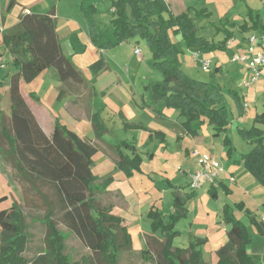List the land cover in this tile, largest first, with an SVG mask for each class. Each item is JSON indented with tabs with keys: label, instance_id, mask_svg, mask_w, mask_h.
Listing matches in <instances>:
<instances>
[{
	"label": "trees",
	"instance_id": "obj_1",
	"mask_svg": "<svg viewBox=\"0 0 264 264\" xmlns=\"http://www.w3.org/2000/svg\"><path fill=\"white\" fill-rule=\"evenodd\" d=\"M14 4L12 0L8 11ZM113 6L116 15L113 20L115 43L109 42L99 49H112L141 38L147 41L154 67L163 77L161 82L150 88L152 106L144 103L143 108L150 109L156 117L164 118V114L153 107L163 102L165 108L177 110L185 118L183 125L188 132L195 133L190 128L192 122L205 120L215 131V136L226 134L232 123L226 105L227 95L219 86L195 80L182 70V52L171 33L180 34L188 49L203 52L225 51L233 33L224 31L225 39L220 44L198 37V25L211 17L206 9L196 11L189 8L175 15L164 0H117ZM248 17L252 25L248 27L244 24L239 28L241 31H264L259 15L254 16L249 11ZM90 36L92 44L97 46L94 28L90 29ZM3 42L18 72L10 81L9 123L0 111V157L14 171V177L41 199L45 208L39 220L46 228L48 251L32 264H70L64 255L57 217L91 251L97 264H118L119 253L132 249V239L122 218L112 213L111 205L99 203L93 190V185H97L101 188L97 189L98 192L105 191L113 182L112 175L100 182L92 171L97 149L58 120L52 136L48 137L21 93V82L29 84L49 69L57 71L63 84L83 83L82 73L63 53L55 9L47 14H23L17 26L5 32ZM106 69L102 56L90 67L95 77ZM60 94L63 95V91ZM229 95L238 102L237 107L242 106L234 91H229ZM29 96L38 100L34 94ZM92 124L97 137L108 132L97 113L92 115ZM256 125H264V112L255 117L252 127L237 130L251 150L235 162L241 163L264 187V131ZM120 145L115 147L118 156L116 170L130 178L141 171L142 160L135 147L125 142ZM223 145L227 148V156L232 158L235 149L226 135ZM216 189L215 186L209 189L215 199ZM195 193L192 191L183 197L175 193L174 211L169 215L164 216L157 210L149 211L147 217L151 221V232L154 235L160 233L162 246L157 256L149 249L142 251L147 264H204L202 251L197 247L203 241L186 249L173 247L174 238L180 234L176 226L187 216L189 210L186 204ZM7 199L6 196L0 198V203ZM225 222L231 229L227 233V243L216 252L217 264H256L247 251L251 242L247 227L235 218L228 206H225ZM252 222L258 227L255 220ZM258 228L261 233L264 232L263 226ZM25 245L23 212L19 204L13 202L9 209L0 211V264H26L21 256Z\"/></svg>",
	"mask_w": 264,
	"mask_h": 264
},
{
	"label": "rangeland",
	"instance_id": "obj_2",
	"mask_svg": "<svg viewBox=\"0 0 264 264\" xmlns=\"http://www.w3.org/2000/svg\"><path fill=\"white\" fill-rule=\"evenodd\" d=\"M114 1L117 0H17L18 4L14 6V10L20 13L22 7L25 6L29 7L34 13L47 14L55 9L56 17L58 19V33L61 37L62 43L66 45L68 42L67 36L69 29H72L76 34L73 43H75L74 46L78 55L75 56V53H72V59L76 65H80L77 67L86 75L89 73V63L94 61L96 57L99 58V55L95 50H92V42L90 41V43L89 40H86L85 37H83L80 28L85 27V30L87 29V31L91 28H94L95 31L97 30L98 36H100L101 46L105 45L104 43L109 42V37L114 41L113 20L116 18L115 8L113 6ZM235 1L236 4H233ZM233 3L230 5V14L227 17L230 18V21L233 23H241L243 19H246L244 15L245 5L241 0H233ZM251 3L254 9L253 11L261 17V22L263 23L264 0H254V2L252 0ZM13 17H10V19ZM224 17L225 16H222V14L215 13L211 17V21L204 20L207 25L198 32V35L206 37V40H214L215 43H219L218 35L216 36V34H218L217 28L209 23H214L223 28L222 25L226 22ZM95 23L97 26H95ZM171 34L173 41L179 44V49L182 52L180 62L181 64H184L185 69L190 75L189 77H193V79L198 81L209 82L223 88L224 93L228 97V104L226 105H228V107L230 105V108L233 109L232 111L234 112V115H236L237 104L234 98L230 97L229 91L238 90V97L243 101V94H246V92L252 91L253 89L242 88L243 78L241 82L240 78L239 80L235 78V73L232 71L234 66L230 64V51H217L216 58H210L213 63L211 71L204 72L193 57V54L197 52V50L188 49L180 34ZM137 40H139L140 43L136 48L142 51L141 57L135 55L134 47L132 45H127L126 43L108 49L107 51L109 52H107L106 55L115 73L122 71L126 74L129 73L134 77L136 89L146 86L150 81H156V84H158L163 80L162 75L157 72L154 67L152 52L147 41L141 38H138ZM113 43H115V41ZM7 60H9V58H7ZM217 62L219 65H224L226 68H224L223 75L216 78L213 77V73L215 72V64ZM138 69L140 70L141 75L138 74ZM107 76V79L106 77L103 79L104 84L108 82L109 78L113 77V74H108ZM262 76H264V72ZM32 82H34V86L28 87V92L37 89L38 84H40L37 79ZM261 82L262 79L259 83ZM151 87L152 86H146L144 87V90L146 91ZM247 99L250 100V98ZM108 102L112 107H116L117 105L119 107L120 105L116 101ZM244 104H248L247 111L250 110L253 114L261 112L264 108V94L261 95L259 93V99L255 98V101L253 100V102L249 103L243 102L242 105ZM99 105L100 101L96 100L95 109L98 108ZM171 110L174 111V109ZM237 116L238 115H236V117ZM233 118L234 117L231 115V126L233 127H230L228 131V136L232 140L235 149V155L233 158H229L227 156V150L225 151L223 145L224 133L219 136H213L215 132L212 127H204L203 129H200L201 131L199 130L200 134L199 140L197 141V148L200 151V154L213 155L219 158V163L223 171L220 175L221 178L219 177L217 179L215 183L216 185H211L217 188L216 199L209 192L210 184H203L201 189L196 191L195 196L187 202L186 207L189 211L187 216L176 226V230L180 232V234L174 238L173 247L186 249L191 244H197L201 240L203 242L197 247L202 251L204 264H217L218 259L216 252L227 243V233L231 229V226L225 222V206H228L229 211L233 213L235 218L241 220L247 227L248 235L251 239V242L247 247L248 254L256 264H264V232L261 233L258 228L259 226H263L264 228V201H262L264 198V187H258L259 183L256 184L257 187H255V184L252 185V181L250 182L251 179L249 178V181L247 182L248 176L250 178L254 177L248 173L242 164H236L233 161V159L238 158L243 153H247L249 148V145H247L238 135L237 126L249 129L253 125L248 124L247 122L246 124L245 121L240 119L238 122H235ZM108 120L109 121L106 124L108 130L112 129L114 134L107 136L105 142L110 145H120L127 139V136H125V133L122 131L121 120L117 117L113 121L111 116ZM75 125L78 131L82 133L83 137H88V139L97 142L95 145L97 153L94 156V164L92 166L94 175L101 178L100 182L103 180L102 178L109 175H112L113 177L114 183L112 182L113 184L111 183L105 191L98 192L97 189L101 190V188L97 185H93L95 196L98 202L102 205L107 204L106 202L109 201L112 202V205L121 206L122 201L119 192L129 194L130 196L128 200L132 199L130 203H137L138 201V203H140V201L143 202L150 199H154L156 203H158L162 198L164 199V202L162 201L163 208L160 206H157V208L160 209V211H163L165 215H169L172 213L174 198L172 190L166 185V183H163V181L169 179V181L173 183V186H177L176 189L181 188V191L184 190L183 192H179L180 195H184L185 193L190 194L192 192L189 186V177L187 175L183 177L179 168L183 165L185 171H187L190 176V173L194 170L195 163L197 162L195 159L189 158L188 160H185V157H182L181 160L179 158L176 161H173L174 167L172 169H166L167 173L160 172L164 167H168V164H163L162 157L159 154V147L156 148L153 144L150 145L148 142L144 143L142 140L141 142L134 140L137 141L136 143L140 148L141 154L138 153L137 148L133 144L129 145L135 147L137 153L142 157H140L142 160L141 171L135 172L134 176L128 178L124 172L115 169L114 163L108 157V155H110V157L114 158L112 149L102 146L105 143L103 142V139L108 133L101 135V137H97L92 130V124L87 125L84 121L80 120V122ZM128 139L131 140V137H128ZM139 139H141V137H139ZM125 150L126 149H124V151ZM150 150L157 153V158L154 161H151L146 157L147 151ZM173 150L174 145L170 148V151ZM6 167L9 168L10 171L3 167L4 170H2V172L8 174L7 181L9 189L7 192L0 190V198L6 196L8 199L0 203V211L9 209L13 202H17L21 207L26 230V245L21 256L26 264H32L39 256L48 251L46 245V228L39 220L44 214L45 208L41 199L33 191H30L25 183H22L14 177V171L11 167L8 165H6ZM231 169H237L235 177L237 178V181L240 182L238 188L236 184L229 185L225 181L227 187L221 185V182H223L221 179L225 176L228 178L227 172H230ZM47 192L50 193L48 190ZM252 220H255L258 227L252 222ZM56 221L61 233L60 235L63 238L65 248L64 255L68 258L69 263L84 264L87 261V264H97L92 257L91 251L59 221L58 217L56 218ZM150 223V220L145 218L144 221H141L131 228L132 234H130V237L132 239L133 247L132 249H125L123 252L119 253L118 264H147V261L142 256V251L146 249H149L153 255L157 256V253L162 246V237L160 236V233H156L155 235L153 233L139 234L142 232V229L151 232ZM139 228H141V230Z\"/></svg>",
	"mask_w": 264,
	"mask_h": 264
},
{
	"label": "crops",
	"instance_id": "obj_3",
	"mask_svg": "<svg viewBox=\"0 0 264 264\" xmlns=\"http://www.w3.org/2000/svg\"><path fill=\"white\" fill-rule=\"evenodd\" d=\"M14 1H15L14 6H16L18 4L17 0H14ZM164 1L168 5L170 11L175 15L184 13L189 8H191L192 10H196V11L206 9L211 14V17L215 13L222 14V16H225L224 18L226 22L224 25H222L223 28L214 23H211V22L209 23V24H213V26L217 28L218 34H216V36L218 35V40H219V43H215L214 40H212L211 42L215 44H220L225 39L224 31L232 32L233 38L228 42L227 48L225 50V51H230L231 58L234 54H239V55L244 54L246 52L248 38L252 34L260 32L259 30H256V31L250 30L247 32H243L239 29L244 24H247L248 27H251L252 24L249 21V17H248L249 11H251L254 16L258 15V14H255V12L253 11L254 9H253V6L251 5L252 0H241L243 1V4L245 5L244 15L246 17V19H243L241 23H233L230 21V18L227 17L230 14V9H231L230 5H232L233 0H164ZM11 2L12 0H0V52L4 54L6 60L7 58H9V60H7V64H8L7 67L0 72V111L3 112L4 118L7 123L10 121V117H11L10 115V106H11L10 81H11V77L14 74H16L18 70L13 64L10 53L5 49L3 37H4L5 32L10 31L11 29L17 26V24L19 23V19L23 14L34 13L31 9H29V7H25V6L22 7V11L20 13L14 10V6L12 7L10 11H8V8ZM233 4H236V1ZM10 17H13V18L10 19ZM211 17L209 19L210 21H211ZM260 21H261V17H260ZM57 24H58V19H57ZM262 24L264 25V22ZM206 25L207 24L205 21L201 22L198 25L199 27L198 32L204 27H206ZM95 26H97L96 23H95ZM80 30L82 32L83 37H85V39L89 40L90 42L91 41L90 29L87 31V29L85 30V27H81ZM57 31H58V25H57ZM58 36H59L62 50L65 56L70 58L76 67L80 66V65H76V63L72 59L73 57L72 53H75V56L78 55V52L75 50V46H74L75 43H73L75 39L74 37L76 36V34L73 32L72 29H69V33L67 36L68 42L66 43V45L62 43L59 33H58ZM197 36L206 39V37L202 35L200 36L198 35V33H197ZM137 39H132L126 42L127 45H132L134 47V54H135V50L137 49L136 46H138V44L140 43L139 40ZM97 42H98L97 46L93 44L92 50L93 51L95 50L97 52V54L99 55V58L100 56H102L105 59V62L107 64L106 71L100 73L97 77L93 76L90 70L91 65H93L95 62L99 60V58L96 57V59H94V61H92L91 63H89L90 65H88V69H89L88 74L85 75L77 67L78 70L82 73L83 78H84L83 83L81 84H74V83L63 84L60 81L58 77V73L55 69L46 70L41 75H39L36 79L37 81H39L38 83L40 84H38L37 89L31 92H28L27 88L33 87L34 82L29 83V84L21 82L22 96L25 99L29 108L31 109L37 122L43 129L44 133L48 137H51L55 129L56 120H58L63 125H66L70 130L77 133L81 138H83L85 141H87L88 143L92 144L95 147L97 142L93 141L92 139H88V137L87 138L83 137L82 133H80L78 129L75 127L76 126L75 124L80 122V120L84 121L87 125L92 124V115H94L95 113H98L101 119L103 120V123L105 124L106 128L108 129V126L106 124L109 121L108 120L109 117L111 116L113 121L118 117L121 120L122 131L125 133V136H127V139L123 142L127 144H131V145L133 144L137 148L139 154H141V152H140V148L137 146V143H136L137 141L141 142L142 140V142L144 143L148 142L150 145L153 144L156 148L159 147V151H160L159 154L162 157L163 164H168V167H164V169H162L160 172L167 173L166 169H172L174 167L173 161H176L179 158L181 160H182V157H185V160L186 159L188 160L189 158L190 159L193 158L197 162L195 163L194 170L190 173V176H191L193 173L199 170L200 168L199 160L201 156L208 155V154H200V151L197 148V141L199 140V134H200L199 130L203 129L204 127H210V126L207 124L205 120L204 122H200V121L192 122L190 124V128L191 130L195 131V133H190L188 132V129L184 127L183 123L185 122V118L181 117L179 111H175V110L173 111L171 109L165 108V105L163 102H160L154 105L153 107L156 110L161 111L165 116L164 118L156 117L150 111V109L143 108L145 104L152 106V104L150 103V96H151L150 89H147L145 91L144 87L153 86L156 84V81H150L146 86L136 89L135 83H134V77L131 76V74L129 73L126 74L125 72H122V71L115 73L113 71V68L111 67L110 62L106 56L107 52L109 51L104 50V49H99L101 46V43H100V36H98V32H97ZM109 42H114V41H112V38L110 39L109 37ZM107 43H104V44H107ZM140 52L142 53L141 50ZM197 52H200L201 58L203 59H210L211 57L216 58V55H217L216 53L217 51L203 52V51L197 50ZM141 53L140 55H137V54L135 55H137L138 57H141ZM231 58H230V64L234 66L232 71L233 73H235V78L237 80H239L240 78V82H241L242 78H244L247 74L245 66L243 64L242 66L241 63H232ZM224 68H226L224 67V65H219L217 62L215 64V72L213 73L214 75L213 77L217 78L220 75H223ZM182 69L188 76H190L188 71L185 69V66L183 63H182ZM137 71H138V74L141 75L140 70L138 69ZM108 74H113V77L109 78L108 82L104 84L103 79L105 77L107 79ZM261 79H262V82H261L262 84L259 83L260 82L259 81L257 83L258 86L257 84H255L254 86L250 88V90L253 89L252 91H249V92H246V94H243L242 96L243 101L241 100V104H243V102L244 103L253 102V100L255 101V98L259 99V93L261 95L264 94L263 93L264 92V76H262ZM221 89L223 90V88ZM62 91H63V95L60 94ZM234 92L236 93L238 97V90H234ZM29 94H34V96L38 100L32 99L29 96ZM247 98H250V100H248ZM96 100L100 101V105L98 108L95 109ZM108 101L110 102L116 101L120 105L119 107L118 105L116 107H112ZM235 102L237 101L235 100ZM226 104L228 103L226 102ZM228 108L230 110L231 115L234 117L233 120H235V122H238V120L240 119V120L245 121V123L247 122L248 124H251V125L254 124L255 117L257 115H261L264 112V108H263L262 109L263 112L256 111L257 113L253 114L250 110L247 111V109L244 108V105H242V106L237 107L236 115L238 116L236 117V115H234V112L232 111L233 109L230 108V105ZM125 124L127 126V129L125 128L126 127ZM91 126L93 127V124ZM230 127H233V126L230 125L228 127L227 133L225 134L226 136H228V131ZM237 127L238 129L244 128V127L241 128L240 126H237ZM256 127L264 131V125H256ZM244 129H247V128L245 127ZM92 130L94 131V127ZM107 133L108 135L104 137L103 142H105V139L107 136L113 135L114 131H112V129H109ZM213 136H215V133L213 134ZM128 137H131V140H129ZM139 137H141V139H139ZM134 140H137V141H134ZM172 145H174V150L170 151V148L172 147ZM102 146L112 149L114 158L110 157V155H108V157L112 160V162L114 163V167L116 169V163L118 161V156L115 153V147L119 145H110L105 142ZM226 150L227 148H225V151ZM250 150H251V147L249 146L248 152ZM234 155L235 153L233 154L232 158L234 157ZM146 157H148L149 160L154 161L157 158V153H155V151H152V150L147 151ZM214 157L216 158L218 162H220L219 158H217L216 156ZM240 157L241 155L238 158L233 159V161L235 162V161L240 160ZM236 164H241V163H236ZM3 167L9 170V168L6 167L4 161L0 157V190H4L7 192V190L9 189V184L7 181L8 174H5L2 172V170H4ZM179 171L183 177H185L186 175L189 177V185H190V176L188 175L189 173L185 171V168L183 165L181 168H179ZM236 173H237V169L235 170L231 169L230 172H227L228 178L226 176L222 178L221 181L223 182H221V185L224 186L226 182L229 185L236 184L238 188L239 186L238 184H240V182H238L237 178L235 177ZM248 178L251 179L250 182L252 181L251 182L252 185L255 184V187H257L256 184H258V182L254 180L255 178H250L248 176L247 182L249 181ZM232 179L234 180L232 181ZM163 183H166V185L172 190L173 198H174L175 193L180 195L179 192L184 191V190L181 191L182 190L181 188L176 189L177 186L175 185L173 186V183H171L169 179L164 180ZM258 187H262V186L258 184ZM119 193L121 194V201H122L123 206L122 205L121 206L112 205L111 204L112 202H109V201L106 202L107 204H103V205H111L113 207L112 213L122 218L123 225L127 228L129 234H132L131 228L134 225H137L141 221H144L145 218H148L147 215L149 211L151 210H157L162 215L166 216L163 213V211H160V209L157 208V206H160L161 208H163L162 203L164 202V199L162 198L159 200L158 203H156L154 199L146 200L143 202L140 201V203H138L139 201L137 203L136 202L130 203L132 199L128 200L130 196L129 194L121 193V192ZM185 195L186 193L180 196L183 197ZM262 201H264V198L262 199ZM173 211H174V208L172 205V212ZM141 228L139 229L141 230ZM146 233H152V232L145 231L144 229H142V232H140L139 234H146Z\"/></svg>",
	"mask_w": 264,
	"mask_h": 264
},
{
	"label": "built area",
	"instance_id": "obj_4",
	"mask_svg": "<svg viewBox=\"0 0 264 264\" xmlns=\"http://www.w3.org/2000/svg\"><path fill=\"white\" fill-rule=\"evenodd\" d=\"M140 50L136 49L135 54L140 55ZM194 60L199 64L204 72H210L212 61L201 58L200 52L193 54ZM232 63H241L247 71L243 78L242 88L250 89L257 84L264 72V31L252 34L247 40L246 52L244 54H234L231 58ZM7 60L0 52V72L7 67ZM248 108V104H244ZM199 170L190 176V189L197 191L203 184L213 185L220 177L222 167L213 155H203L199 160ZM234 179H232L233 181Z\"/></svg>",
	"mask_w": 264,
	"mask_h": 264
}]
</instances>
